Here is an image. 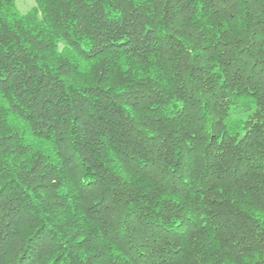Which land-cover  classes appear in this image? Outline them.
<instances>
[{
	"label": "trees",
	"instance_id": "trees-1",
	"mask_svg": "<svg viewBox=\"0 0 264 264\" xmlns=\"http://www.w3.org/2000/svg\"><path fill=\"white\" fill-rule=\"evenodd\" d=\"M0 0V264H264V0Z\"/></svg>",
	"mask_w": 264,
	"mask_h": 264
},
{
	"label": "rangeland",
	"instance_id": "rangeland-1",
	"mask_svg": "<svg viewBox=\"0 0 264 264\" xmlns=\"http://www.w3.org/2000/svg\"><path fill=\"white\" fill-rule=\"evenodd\" d=\"M16 9L20 14H26L35 6L34 0H15Z\"/></svg>",
	"mask_w": 264,
	"mask_h": 264
}]
</instances>
